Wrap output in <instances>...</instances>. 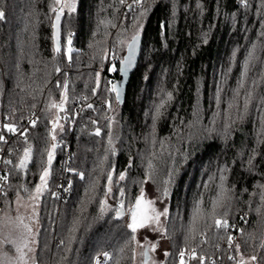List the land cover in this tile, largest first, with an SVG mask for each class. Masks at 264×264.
Returning a JSON list of instances; mask_svg holds the SVG:
<instances>
[{
    "label": "trees",
    "instance_id": "trees-1",
    "mask_svg": "<svg viewBox=\"0 0 264 264\" xmlns=\"http://www.w3.org/2000/svg\"><path fill=\"white\" fill-rule=\"evenodd\" d=\"M128 2L76 0V12L61 20L58 55L52 39V0H0L4 12L0 19V134L7 141H0V176L9 170L0 213L13 206L17 192L28 196L39 183L41 153L46 166L51 121L56 118V109L48 104L50 100L59 103L62 87L56 84L66 80L69 99L60 115L63 131L57 128L58 146L39 203L37 264H94L103 251L112 255L105 264H134L130 257L136 243L125 246L131 236L126 214L147 184L161 195L165 187L169 193L165 264H178L182 248H196L198 255L206 257L205 264L210 257L234 255L238 260L240 254L255 255V263L264 264V136L259 134L264 118L262 0H247V7L241 0H143L144 16L140 8L130 10ZM137 25H142L139 61L124 101L117 102L115 93L107 90L109 81L116 83ZM68 32L73 34L71 62L63 54ZM253 45L257 59L241 89L240 102L245 90H253L254 98L242 118L233 110L235 122L226 134L224 111ZM112 64L117 71H109ZM97 72L100 87L93 94ZM218 88L222 89L219 107ZM168 92L172 99L154 122L155 105ZM30 120L37 121L35 127ZM9 123L17 126L15 135L3 128ZM24 129L27 143L20 135ZM28 144L33 159L25 171H16L14 165ZM4 160L13 163L6 165ZM110 172L112 204L105 212L101 202L106 199ZM121 172L126 174L123 181L118 180ZM221 176L223 185L233 191L217 211L226 212L230 224L243 229V234L234 228L221 232L206 217L197 223L194 238L189 237L194 204L202 200L201 208L211 212ZM61 178L70 184L69 196L55 194ZM119 201L124 207L117 216ZM234 232L241 245L239 254L226 240ZM135 236L137 240V232Z\"/></svg>",
    "mask_w": 264,
    "mask_h": 264
},
{
    "label": "snow or ice",
    "instance_id": "snow-or-ice-1",
    "mask_svg": "<svg viewBox=\"0 0 264 264\" xmlns=\"http://www.w3.org/2000/svg\"><path fill=\"white\" fill-rule=\"evenodd\" d=\"M121 4L125 2V0H120ZM133 4H135L138 8H140L142 11L140 12L141 16H144L147 14V9L143 8V0H133ZM241 4L245 7L248 6L247 0H241ZM262 5H264V0H262ZM129 8L132 7V5H128ZM199 7V5H197ZM50 11L54 14V22L52 23V39L54 41V52L56 54H61L62 51V45L60 41V33H61V20L62 17H65L67 15L68 18H71L72 14L76 12V0H52V6L50 8ZM4 18V12L0 11V19ZM142 25H137V32L135 35L131 38V43L128 45V57L123 61V63L126 66H131L135 47L139 39V28H141ZM72 33H67V39L66 44L64 46L63 54L67 57L68 61H72V54H73V47H72ZM206 42V41H205ZM256 45L252 46L251 51L249 52V56L246 59L243 70L241 73V78L237 82V88L233 90V95L230 101H228L227 108L224 111V128L225 133L227 134L228 129L231 127V123H234L235 121L232 118L233 110L237 113V118H242V115L247 112L248 107L250 103L253 100V90H245L243 93V99L241 104V89L245 87V82L248 79V73L251 70L253 66V62L257 59L256 55ZM114 56V54H113ZM107 57V52H105V58ZM56 72L60 71V68L57 67L55 69ZM109 71H117V67L115 64H112ZM120 71L126 72L127 67L121 68ZM260 80L264 81V70L260 73ZM253 85H256L257 81H252ZM109 84L111 87L107 89L110 92L115 93V98L117 102L120 100V88L118 84H114L111 81H109ZM56 86L58 88L62 87L61 97L59 103H57L54 100H50L48 104L49 109H57L58 112H64L65 105L68 102V82L65 80L63 84H61L60 81H57ZM100 87V73H96V87L93 89V94L96 93V89ZM220 91L222 89L218 88L217 91V107H219L220 103ZM51 95V94H49ZM166 99L164 98V95L161 96L160 102L155 105L154 113L152 116L153 121L155 122L161 115H162V109L165 108V105L167 101H170L172 99V93L168 92L165 94ZM264 103V101H262ZM35 107V105H33ZM89 108H92V105H88ZM108 107L111 108V103H108ZM241 109L243 111H241ZM217 116L220 115V113H216ZM61 117L57 116L55 119L51 121V129L49 131V135L51 138V145L50 149H46V166L45 162H43V155L44 153H41V160H42V171L39 175V183L35 186L34 193H31L29 195V199L32 201H38L39 198L43 195V192L47 189L48 184V178L51 174V165L53 162V159L55 157V151L57 148V135L56 131L57 128H59L61 131H63V126L59 124V119ZM107 118V117H106ZM111 119V118H107ZM36 120H30V124L35 127ZM93 123H96V121H93ZM109 128L108 131V143L109 145L112 144V133H111V124L107 126ZM3 128L7 130V132L12 133L15 135L18 132V128L15 124L9 123L4 124ZM101 134V129L97 128L95 131V135L99 136ZM261 136H264V118L260 121V133ZM20 135L24 138L25 143H27L28 137H27V129H24L23 131H20ZM0 141L7 143L5 136L0 134ZM114 152V149H112ZM33 159V153H32V147L30 144H28L27 147L23 149V155L19 159L18 163L14 165V168L16 171H25L28 168L29 163ZM6 165H11L13 162L11 160H4L3 161ZM251 162V158L249 159V163ZM150 169L152 168V165H149ZM115 170L113 169V172ZM113 172H110L107 176V191L104 193L105 197L107 198L111 192H112V184H113ZM149 178H151V175H149ZM9 179V174H5L3 176H0V181H3L4 183H7ZM126 179V174L124 172L119 173L118 180L123 181ZM221 185L219 187V190L217 191L215 197L212 199V210L210 213L205 212L201 208L202 200L197 201L194 204L193 207V214L191 219V227L189 228V237L194 238V234L196 233V225L197 223L205 219L206 217H211L213 219V225L214 227L223 232L227 231L230 228H234L235 225L230 224L229 220L227 219V213H220L217 210L224 206L225 200H228L231 198L232 189L227 188L223 185V181L225 180L224 176L220 177ZM168 181H165V184H167ZM2 187V185H0ZM207 187V185H205ZM264 187V186H262ZM94 190V186H93ZM24 191H28L27 188L24 189ZM168 189L165 187L162 191L163 196H168ZM125 193L123 189H120V196L124 197ZM20 193L17 192V205L19 209V202L21 200ZM261 200L264 201V192L261 193ZM102 203V211L103 206L107 204V200L105 199ZM154 201L152 200H146L144 197L143 191L141 194L136 197L135 205L131 208H129V214L131 217V222L127 224V228L131 230V236L128 241L125 242L126 247H131L132 242H135L138 247L143 249L141 252L142 256V264H149L151 258L149 256L150 252H155L157 249V243H151V244H141L139 241L136 240L135 233L138 229L148 227L155 225V228L153 230L158 231L161 233L162 237L166 231L165 226L161 220V217H167L168 210L164 208L161 211H157L154 207ZM123 201H121L120 209L117 210V216L121 215V210L123 209ZM33 211L31 216L28 217V220L31 222L37 215L36 213V205H32ZM17 209V212H18ZM242 220H244L245 223H247V220L245 217H241ZM8 228L9 232L7 235H3V229ZM238 231L243 234V229H238ZM0 235H3V238L0 239V247L10 245L12 248V253L9 254L8 251H0V264H37L35 259V248L33 245L35 244V232L33 227L31 226V223H25V217L17 214L15 217L5 214L3 218H0ZM220 239H224V237L221 235L219 237ZM187 239V238H186ZM227 244L229 248L235 247L236 253H240L241 245L239 243L235 242V237L231 234H228L226 237ZM247 243V242H245ZM261 247H264V244L261 245ZM124 249L122 248L121 251ZM165 256H168L169 253L165 252ZM103 256L105 260H110L112 257L107 253H103ZM131 260L135 261L136 259V249L132 248V255L130 257ZM229 260L235 261V264H250L251 262H255L257 260V257L254 255L249 260H246L242 254L239 255V259L237 260L236 256L229 255ZM191 261H198L199 264H205L206 257L204 255H198L196 248H192L191 251H188L187 248H182L178 252V264H190ZM97 264H100L99 259H97ZM151 264H158L157 261L151 260ZM212 264H215V261H212Z\"/></svg>",
    "mask_w": 264,
    "mask_h": 264
},
{
    "label": "rangeland",
    "instance_id": "rangeland-1",
    "mask_svg": "<svg viewBox=\"0 0 264 264\" xmlns=\"http://www.w3.org/2000/svg\"><path fill=\"white\" fill-rule=\"evenodd\" d=\"M61 113L62 112H58V110L56 109V114H55L56 116L55 117H57V116L60 117ZM60 119H59V124H61L60 123ZM142 191L144 193V197H145L146 200L154 201L153 207L157 211H161L164 208H166L168 210V203H167L168 199H167V197L159 194V192L156 191V189H155V187L153 185H151V184L145 185L144 188L142 189ZM159 195H161V196H159ZM20 196H21L22 199L19 202V204H20L19 209H18L17 197H16L15 201L13 202V206L12 207L7 206V208L4 209L0 213V218H3L5 216V214L13 216V217H15L17 214H19V215L25 217V223H31V226L33 227L34 232H35V240H36V242L33 245V247L35 248V251H36V249H37L38 230L40 228L39 221H38V214H39V209H40L39 203H40L41 197L39 198L38 201H32V200L29 199V195L26 196L24 194H20ZM106 200H107V204L104 206V211L105 212L110 209V206L112 204L111 194L106 198ZM33 204L36 205V209L35 210H36L37 215L30 222L28 220V217L31 216V214H32V211H33L32 205ZM120 204H121V202L119 201L117 206L119 207ZM129 208H128V210H129ZM17 209H18V212H17ZM126 217L128 219V223H130L131 222V217H130L129 211L126 214ZM161 220H162V222L164 224L165 217H161ZM154 228H155V225L138 229L137 230V241H139L141 244H146V245L158 242L156 251L155 252H150L149 256H150L151 260L157 261L158 264H165L167 256H165L164 253L168 252V249H169L168 242L165 239V236L163 235V237H162L160 232L153 230ZM8 232H9L8 228H4L3 229V235H7ZM3 235H0V239L3 238ZM135 249H136V259L134 261V264H142L141 252L143 251V249L138 247L137 244H135ZM0 250L8 251L9 254L12 253V248H11L10 245L3 246V247L0 248ZM108 254L112 257V255L110 253H108ZM96 258H97V256H96ZM96 258H95L94 264H96ZM245 259L250 261V258H245ZM111 260H112V258L110 260H108L109 262H107V263H110ZM151 260H150L149 264H151ZM250 264H256V263L250 261Z\"/></svg>",
    "mask_w": 264,
    "mask_h": 264
},
{
    "label": "built area",
    "instance_id": "built-area-1",
    "mask_svg": "<svg viewBox=\"0 0 264 264\" xmlns=\"http://www.w3.org/2000/svg\"><path fill=\"white\" fill-rule=\"evenodd\" d=\"M128 5H132V7L129 8L130 10L136 11V10L139 9L135 4H133V0H129ZM1 164H2V160H0V165ZM6 173L9 174V170L8 169L3 170V172L1 173V176L5 175ZM8 183H9V179H8L7 183H4L3 181H0V185H2V187H0V198L2 197V195H4L5 188L8 185ZM55 194L58 195V196H69L71 194V187H70L69 182L64 181L61 178L60 181H59L58 186L55 189ZM234 230L236 231V230H238V228H234ZM232 235L235 237V242H236L237 234L234 232ZM188 251H191V250H188ZM103 253H105V252H100L97 255L96 264H97V259H99L100 264H105V263L108 262V260H105V258L103 256ZM212 261H215V264H227L229 259H228L227 256L226 257H210L207 260V264H212ZM195 262L196 261H191L190 264H195Z\"/></svg>",
    "mask_w": 264,
    "mask_h": 264
},
{
    "label": "water",
    "instance_id": "water-1",
    "mask_svg": "<svg viewBox=\"0 0 264 264\" xmlns=\"http://www.w3.org/2000/svg\"><path fill=\"white\" fill-rule=\"evenodd\" d=\"M60 41H61V33H60ZM131 42L132 41L130 40L129 44ZM141 45H142V36L139 35V39H138V42H137L136 47H135V52H134L132 64H131L130 67L129 66H126L123 63V61L125 59H127L128 54H129L128 53V46L126 48V53H125L124 59H123V61L121 63L120 69L127 67V71L126 72H122L119 69V76H118V79L116 80V83H115V84H118L119 85V88H120L121 95H120L119 102H123L124 99H125V97H126L128 85L130 83V80L132 78L133 72L135 71V69L137 67V64H138V61H139L140 52H141Z\"/></svg>",
    "mask_w": 264,
    "mask_h": 264
},
{
    "label": "crops",
    "instance_id": "crops-1",
    "mask_svg": "<svg viewBox=\"0 0 264 264\" xmlns=\"http://www.w3.org/2000/svg\"><path fill=\"white\" fill-rule=\"evenodd\" d=\"M30 164V163H29ZM28 167H29V165H28ZM1 248V247H0ZM0 251H2V250H0ZM35 255H36V251H35Z\"/></svg>",
    "mask_w": 264,
    "mask_h": 264
}]
</instances>
